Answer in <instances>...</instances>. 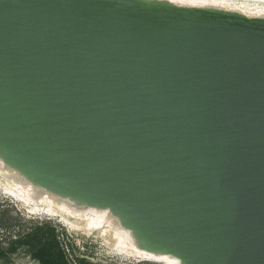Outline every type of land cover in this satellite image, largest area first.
Here are the masks:
<instances>
[{
  "label": "water",
  "instance_id": "1",
  "mask_svg": "<svg viewBox=\"0 0 264 264\" xmlns=\"http://www.w3.org/2000/svg\"><path fill=\"white\" fill-rule=\"evenodd\" d=\"M0 158L180 264H264V16L0 0Z\"/></svg>",
  "mask_w": 264,
  "mask_h": 264
},
{
  "label": "bare ground",
  "instance_id": "2",
  "mask_svg": "<svg viewBox=\"0 0 264 264\" xmlns=\"http://www.w3.org/2000/svg\"><path fill=\"white\" fill-rule=\"evenodd\" d=\"M176 4L189 6H214L240 11L248 16H264V0H170ZM0 177L4 179L5 193L11 196H23L29 212L38 213L45 208V213L56 215L61 212V220L75 231L96 233L102 237L105 245L114 251L123 253L135 261L151 260L164 264H180L177 257L166 253H153L140 249L133 238L131 230L124 227L118 217L108 208L80 205L73 200L54 194L45 188L33 184L16 169L8 166L0 158ZM15 200V199H14ZM31 201V202H30ZM30 202V203H29ZM41 212V211H40Z\"/></svg>",
  "mask_w": 264,
  "mask_h": 264
},
{
  "label": "trees",
  "instance_id": "3",
  "mask_svg": "<svg viewBox=\"0 0 264 264\" xmlns=\"http://www.w3.org/2000/svg\"><path fill=\"white\" fill-rule=\"evenodd\" d=\"M2 205V211H9L8 204ZM18 221V217H0V264L10 262L19 252H25L37 264H93L74 253L71 239L50 219L30 226Z\"/></svg>",
  "mask_w": 264,
  "mask_h": 264
},
{
  "label": "rangeland",
  "instance_id": "4",
  "mask_svg": "<svg viewBox=\"0 0 264 264\" xmlns=\"http://www.w3.org/2000/svg\"><path fill=\"white\" fill-rule=\"evenodd\" d=\"M4 179L0 177V204L6 203L9 206V211H2L0 206V217H18L19 224L23 226H30L36 221H44L50 219L59 229H62L71 239L74 245V253L78 256L85 257L93 264H164L163 262H155L151 260L135 261L133 258H127L123 253L109 249L102 237L97 236L96 233L88 234L86 232L75 231L67 227L61 220V212H56V215H49L45 213V208L40 209L38 213L29 212L26 207V199L28 197L24 192L19 198L5 193ZM15 199V200H14ZM31 202V201H30ZM29 202V203H30ZM45 210V211H44ZM4 264H37V261L29 257L25 252H19L13 256L12 260Z\"/></svg>",
  "mask_w": 264,
  "mask_h": 264
}]
</instances>
